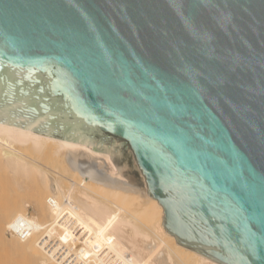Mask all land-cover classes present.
Masks as SVG:
<instances>
[{
  "label": "water",
  "instance_id": "1",
  "mask_svg": "<svg viewBox=\"0 0 264 264\" xmlns=\"http://www.w3.org/2000/svg\"><path fill=\"white\" fill-rule=\"evenodd\" d=\"M0 123L152 197L180 245L264 264V0H0ZM111 165V164H110Z\"/></svg>",
  "mask_w": 264,
  "mask_h": 264
},
{
  "label": "bare ground",
  "instance_id": "2",
  "mask_svg": "<svg viewBox=\"0 0 264 264\" xmlns=\"http://www.w3.org/2000/svg\"><path fill=\"white\" fill-rule=\"evenodd\" d=\"M67 149L122 176L108 153L0 123V264H219L177 243L156 199L77 174Z\"/></svg>",
  "mask_w": 264,
  "mask_h": 264
},
{
  "label": "rangeland",
  "instance_id": "3",
  "mask_svg": "<svg viewBox=\"0 0 264 264\" xmlns=\"http://www.w3.org/2000/svg\"><path fill=\"white\" fill-rule=\"evenodd\" d=\"M98 161V160H97ZM30 211H32V207H30Z\"/></svg>",
  "mask_w": 264,
  "mask_h": 264
}]
</instances>
